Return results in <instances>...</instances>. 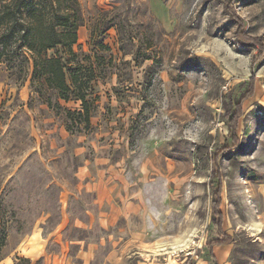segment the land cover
<instances>
[{"label": "rangeland", "instance_id": "rangeland-1", "mask_svg": "<svg viewBox=\"0 0 264 264\" xmlns=\"http://www.w3.org/2000/svg\"><path fill=\"white\" fill-rule=\"evenodd\" d=\"M77 2L89 126L0 62V264H264V0Z\"/></svg>", "mask_w": 264, "mask_h": 264}, {"label": "trees", "instance_id": "trees-1", "mask_svg": "<svg viewBox=\"0 0 264 264\" xmlns=\"http://www.w3.org/2000/svg\"><path fill=\"white\" fill-rule=\"evenodd\" d=\"M82 22L77 0H0V62L5 63L8 69H13L17 62H28L31 64L33 85L39 89H50L64 101L72 93L81 102V111L77 116L81 118V123L89 126V79L81 74L84 67L75 60L74 53L77 30ZM59 48L64 56L69 57L48 55L49 51L58 52ZM19 52L22 53L20 61L16 55ZM70 58L74 59L70 61ZM45 102L52 106L50 97ZM72 116L73 113L67 112L71 122ZM229 128L234 134L235 123ZM216 215L218 222L213 219L211 227L219 229L222 218L220 213ZM230 243V238L224 235L209 243L211 263L216 264L212 247ZM16 261L14 264H31L25 258H16Z\"/></svg>", "mask_w": 264, "mask_h": 264}, {"label": "crops", "instance_id": "crops-1", "mask_svg": "<svg viewBox=\"0 0 264 264\" xmlns=\"http://www.w3.org/2000/svg\"><path fill=\"white\" fill-rule=\"evenodd\" d=\"M228 245H216V246H213L212 247V253H213V255H214V257H216L215 259L217 260V261H220V258H219V256H218V250H220V249H223V248H225V247H227ZM216 261V262H217Z\"/></svg>", "mask_w": 264, "mask_h": 264}]
</instances>
